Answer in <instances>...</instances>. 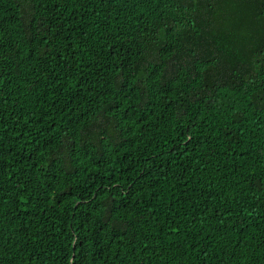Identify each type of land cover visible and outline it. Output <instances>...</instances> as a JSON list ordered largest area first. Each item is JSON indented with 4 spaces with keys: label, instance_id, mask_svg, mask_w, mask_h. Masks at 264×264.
I'll return each mask as SVG.
<instances>
[{
    "label": "trees",
    "instance_id": "16d2710c",
    "mask_svg": "<svg viewBox=\"0 0 264 264\" xmlns=\"http://www.w3.org/2000/svg\"><path fill=\"white\" fill-rule=\"evenodd\" d=\"M0 264H264V0H0Z\"/></svg>",
    "mask_w": 264,
    "mask_h": 264
}]
</instances>
